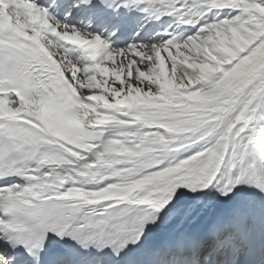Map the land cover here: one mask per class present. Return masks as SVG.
<instances>
[{"label": "snow or ice", "instance_id": "snow-or-ice-1", "mask_svg": "<svg viewBox=\"0 0 264 264\" xmlns=\"http://www.w3.org/2000/svg\"><path fill=\"white\" fill-rule=\"evenodd\" d=\"M0 264H264V0H0Z\"/></svg>", "mask_w": 264, "mask_h": 264}, {"label": "bare ground", "instance_id": "bare-ground-1", "mask_svg": "<svg viewBox=\"0 0 264 264\" xmlns=\"http://www.w3.org/2000/svg\"><path fill=\"white\" fill-rule=\"evenodd\" d=\"M176 28L179 32H181L182 34H188L190 33L192 30L189 28H181L178 25H176ZM163 55H167L166 53H164Z\"/></svg>", "mask_w": 264, "mask_h": 264}]
</instances>
